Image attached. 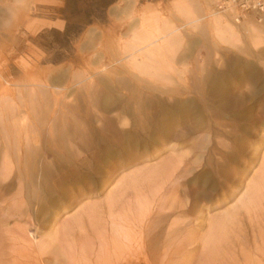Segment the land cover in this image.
<instances>
[{
  "label": "rangeland",
  "instance_id": "374dc122",
  "mask_svg": "<svg viewBox=\"0 0 264 264\" xmlns=\"http://www.w3.org/2000/svg\"><path fill=\"white\" fill-rule=\"evenodd\" d=\"M103 1L0 0V171L6 159L16 160L19 155L14 148L17 142H39L48 147L53 139L49 128L70 130L76 126L84 130L76 137L65 136L76 160L85 156L82 141L86 138L94 137L92 140L97 142L104 128L111 133L112 128L129 130L122 126L127 121L135 125L133 118L125 114L123 122L118 121L125 105L132 111L144 108L156 115L163 106L187 101V108L169 120L171 139H161L165 135L162 128L152 130L160 136L148 141L149 146L138 145L125 158L117 156L94 163L98 168L96 177L88 184L73 186L65 203L38 221L44 224L42 235L48 232L59 244L58 240L65 237L62 224L74 227L82 206L99 203L107 208L132 180L141 179L139 189L147 180L144 191L148 207L138 204L135 211L138 216L148 215L145 240L148 238L149 264H201L206 246H224L223 240H217L222 234L213 235L214 228L225 216H231L246 196L247 185L256 181L263 168L264 12L237 21L231 14L220 12L213 0H115L106 9L102 8ZM244 65L257 67L253 76L261 81L239 86L234 91L238 97L230 105L218 106L212 88L200 82L212 79L216 72L226 73L235 81L244 74ZM255 91L260 94L255 95ZM258 96L262 98L256 104ZM207 136L213 142L210 161L223 162L225 151L234 152L236 158L227 160L225 170L229 173L212 186L202 181L198 184L196 179L190 181V189L206 197L188 211L184 219L195 231L179 241L183 249L174 251L172 240L166 237L167 222L161 231L156 230L159 223L151 224L152 176L162 173L174 147L178 149L176 155H187L193 161V172L198 175L201 167L197 165L208 160L204 157ZM219 143L225 144V149ZM47 157L53 160V153L48 151ZM84 193L91 197L76 202ZM11 195L0 193L5 198ZM7 204L0 201V207ZM8 223L5 229L27 222L20 223L13 217ZM136 238L140 241V231ZM86 240L77 235L75 242L83 245ZM250 246L247 248L254 250L251 241ZM233 248L230 251L234 256L221 264L243 263L238 260L241 249L238 245ZM60 252L65 257L79 256L74 246H63ZM137 252L140 259L145 254L143 248ZM70 259L74 264L76 260Z\"/></svg>",
  "mask_w": 264,
  "mask_h": 264
},
{
  "label": "bare ground",
  "instance_id": "6f19581e",
  "mask_svg": "<svg viewBox=\"0 0 264 264\" xmlns=\"http://www.w3.org/2000/svg\"><path fill=\"white\" fill-rule=\"evenodd\" d=\"M133 15L135 14L133 13ZM234 69L233 67L232 70ZM254 70L259 69L251 65H244V74L235 81L231 80L226 73L216 72L212 79H204L200 83L207 84L212 88L211 94L214 102L216 100L219 102L218 106L219 104L220 106H227L235 100V97H238L234 95L236 88L249 83L255 85L261 81L258 77L253 76ZM251 90L248 92L251 93ZM262 91L264 90L262 89ZM256 94L259 95L260 92L255 91ZM262 96L256 98V104ZM131 98H134V95ZM105 103V105L110 104V102ZM186 104L188 106L187 101H175L171 107L163 106L160 109L161 112L156 115L145 111L144 108L132 111L129 105V107L125 105L123 112L118 116V121L123 122V114L129 115L133 118L136 126L127 121L122 126L123 128L129 127V130L112 128V132L109 133L110 131L106 132L104 128L97 142L92 140L94 137L86 138V142L82 141L85 146V156L76 160L72 158V150L65 140V136L74 135L76 137L83 134L84 130L76 126L70 130L49 128V133L53 139L48 147L39 142L34 144L17 142V148H14L17 152L19 151V155L16 160L6 159L0 171L1 192H12L9 198L0 196V201L8 203L5 207H0V264H71V257L76 260L74 264L80 262H84V264H107V262L108 264H149L146 253L148 238L145 240V233L149 231L148 215L145 216V213H141L142 215L138 216L135 211L138 204H146L145 206L148 207L149 199L144 191L145 187H148L147 183L149 182L147 180L141 189H139V185L142 183L141 179L139 182H133V180L131 183L129 182V185L124 186L118 192L117 195L120 197L112 199L107 208L99 203H89L82 206L78 212L79 218L72 224L74 227H69L67 222L62 224V232L65 237L58 240L59 244L53 242V236L48 232L45 236L42 235L44 224L39 221L46 213H51L52 208L65 203L69 192L74 188L73 186L88 184L90 180L96 177L94 175L98 168L94 163L104 162L117 156L125 158L133 152L134 148L137 149L136 146H149L152 139L160 136L156 135L157 133L153 134L152 130L162 128L165 135L160 136L161 139H171V133H168V130H173V128L170 127L169 120L174 113H180L184 108L186 109ZM199 115L201 116V114H197L198 118ZM78 139L80 140V138ZM204 140L207 142L204 157L207 156L208 160H203L205 161L204 164L202 161L197 165L198 168L201 167V173L195 174L193 161L187 155H176L175 152L178 149L174 147L173 151L175 152L164 162L162 173L152 176L149 205L153 217L151 224L159 223L156 230L160 228L161 231L167 222L166 237L172 240L170 247L174 246V251L183 249L182 241L180 243L179 241L195 231L191 227V222L184 219L187 218L188 211L197 207L199 201L206 197L204 193L202 195L194 193L195 190H191L189 187L190 181L196 179L198 184L199 181H202L205 185L212 186L219 177L229 173V170H225L227 169V160L236 158L234 152L227 153L225 151L222 156L223 162L210 161L211 154L214 153L213 142L210 136ZM224 145H221L222 148ZM217 146L219 145L217 144ZM9 147L7 146V148ZM80 150L82 149L79 148V152ZM48 151L53 153V160L48 159ZM257 177L256 181L247 185L246 196L241 203L239 202V206L230 214L231 216H225L214 228L215 234L213 232V235H225V238L221 236L217 239L219 242L223 240L224 246L218 247L220 243L206 246L208 249L201 264H221L227 258L234 256L230 250L236 245L241 249V257H238V260L243 263L240 264H264V164L260 175ZM182 190L184 194L181 195ZM130 195H133L135 200ZM90 197L91 195L84 193L76 198V202L79 199L82 201ZM5 208H8V211H5ZM13 217L20 223L26 221L28 224H17L14 228L5 229L4 227L9 224L8 222ZM139 224L140 228L138 227ZM138 231H140V241L136 238ZM160 231H157V236H159ZM93 233L98 234L94 239L90 237ZM77 235H82L83 239H87L83 245H76L78 244L75 242ZM250 241L253 242L252 248L254 250L247 248L250 246ZM63 246L78 248L79 256L65 257L60 252V248ZM142 248L145 250V254L140 259L139 255L141 254L137 251ZM222 251L224 252L221 255L220 252ZM234 260L237 259L234 257Z\"/></svg>",
  "mask_w": 264,
  "mask_h": 264
},
{
  "label": "built area",
  "instance_id": "2783aa9c",
  "mask_svg": "<svg viewBox=\"0 0 264 264\" xmlns=\"http://www.w3.org/2000/svg\"><path fill=\"white\" fill-rule=\"evenodd\" d=\"M220 12L231 14L237 21L249 14L264 12V0H213Z\"/></svg>",
  "mask_w": 264,
  "mask_h": 264
},
{
  "label": "trees",
  "instance_id": "16d2710c",
  "mask_svg": "<svg viewBox=\"0 0 264 264\" xmlns=\"http://www.w3.org/2000/svg\"><path fill=\"white\" fill-rule=\"evenodd\" d=\"M115 0H104L102 3V8L106 9L108 6L114 3ZM93 20H90V23H92Z\"/></svg>",
  "mask_w": 264,
  "mask_h": 264
}]
</instances>
